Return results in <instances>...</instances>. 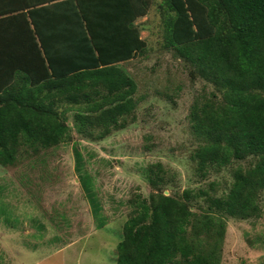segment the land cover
Returning <instances> with one entry per match:
<instances>
[{
  "label": "trees",
  "instance_id": "trees-1",
  "mask_svg": "<svg viewBox=\"0 0 264 264\" xmlns=\"http://www.w3.org/2000/svg\"><path fill=\"white\" fill-rule=\"evenodd\" d=\"M17 1L0 0V164L16 166L74 141V133L102 140L126 128L142 96L122 64L148 53L137 21L155 0H31L21 7ZM160 6L162 47L175 50L191 79L205 81L189 113L190 159L203 179L224 167L231 178L180 192L162 162L147 165L151 192L128 200L116 262L221 264L229 218L261 212L264 0ZM75 153L80 181L92 193L82 154Z\"/></svg>",
  "mask_w": 264,
  "mask_h": 264
},
{
  "label": "rangeland",
  "instance_id": "rangeland-1",
  "mask_svg": "<svg viewBox=\"0 0 264 264\" xmlns=\"http://www.w3.org/2000/svg\"><path fill=\"white\" fill-rule=\"evenodd\" d=\"M163 1L155 0L149 15L137 21L148 53L122 64L138 82L136 97L142 96L131 123L102 140L74 133V141L16 166L0 164V264H118L117 244L132 209L128 200L150 194L144 169L151 163L162 162L180 192L208 187L215 178L224 186L231 178L224 167L203 179L190 159L189 113L205 81L191 79L175 50L162 47ZM76 148L93 180L92 193L80 181ZM260 206L259 216L229 218L221 264H264V191Z\"/></svg>",
  "mask_w": 264,
  "mask_h": 264
},
{
  "label": "crops",
  "instance_id": "crops-1",
  "mask_svg": "<svg viewBox=\"0 0 264 264\" xmlns=\"http://www.w3.org/2000/svg\"><path fill=\"white\" fill-rule=\"evenodd\" d=\"M27 1H31V0H18L17 2H15L16 4H14L15 6L19 5L21 7V5H25Z\"/></svg>",
  "mask_w": 264,
  "mask_h": 264
},
{
  "label": "water",
  "instance_id": "water-1",
  "mask_svg": "<svg viewBox=\"0 0 264 264\" xmlns=\"http://www.w3.org/2000/svg\"><path fill=\"white\" fill-rule=\"evenodd\" d=\"M167 194V193H166Z\"/></svg>",
  "mask_w": 264,
  "mask_h": 264
}]
</instances>
